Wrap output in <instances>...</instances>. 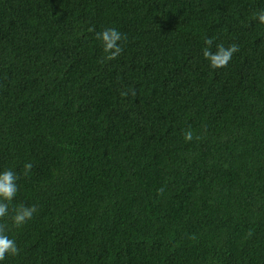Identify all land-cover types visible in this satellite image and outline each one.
Segmentation results:
<instances>
[{"label": "trees", "instance_id": "16d2710c", "mask_svg": "<svg viewBox=\"0 0 264 264\" xmlns=\"http://www.w3.org/2000/svg\"><path fill=\"white\" fill-rule=\"evenodd\" d=\"M261 9L0 0V172L18 177L0 223L19 248L0 264H264ZM106 28L126 36L113 60ZM206 38L239 51L213 69ZM21 205L37 212L15 227Z\"/></svg>", "mask_w": 264, "mask_h": 264}, {"label": "clouds", "instance_id": "9594fccd", "mask_svg": "<svg viewBox=\"0 0 264 264\" xmlns=\"http://www.w3.org/2000/svg\"><path fill=\"white\" fill-rule=\"evenodd\" d=\"M260 24L264 25V9H261L255 14L254 17ZM96 38L101 41L103 51L106 53V59H116L123 51L120 46V41L126 39V36L119 32L115 28H106L103 31L96 34ZM206 47L203 50L204 58L209 62V66L213 69L226 67L229 61L232 59L234 53L239 51V46L231 44L225 47L223 44L217 45L215 51L212 50L213 39L206 38L204 40ZM121 95H127V93H121ZM133 95L135 92L133 90ZM194 138L193 132L187 130L184 133V140L187 142L192 141ZM199 139V137H197ZM33 165L27 163L24 165V174L28 175ZM18 177L12 170H5L0 172V219L8 216L9 204L15 198L17 193V181ZM162 193L163 188L159 189ZM37 212V207L21 205L17 209H14V215L11 216L12 224L15 227L23 226L27 221L33 218V215ZM8 225L0 223V261L4 260L7 255H18L19 248L14 239L10 238L7 234Z\"/></svg>", "mask_w": 264, "mask_h": 264}]
</instances>
